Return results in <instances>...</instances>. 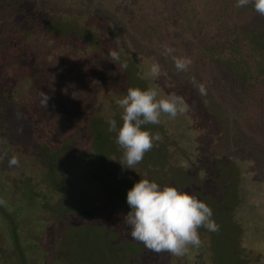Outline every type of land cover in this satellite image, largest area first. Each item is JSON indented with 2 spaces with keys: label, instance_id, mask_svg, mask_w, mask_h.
<instances>
[{
  "label": "rangeland",
  "instance_id": "1",
  "mask_svg": "<svg viewBox=\"0 0 264 264\" xmlns=\"http://www.w3.org/2000/svg\"><path fill=\"white\" fill-rule=\"evenodd\" d=\"M201 1L204 0H156L155 14L144 11L140 16L137 11L144 8V0H0V39L8 43L0 46V121H9L19 139L31 135L33 127L40 125L16 120L19 117L12 111H20V104L30 98L32 111L40 114L44 92L49 97L47 108L63 107L74 119L68 122L81 128L77 136L67 137L77 144L73 146L74 153L65 155L63 167L67 181L77 187L82 198L76 199L77 205L66 204L62 212L67 240L61 250L68 264H243L240 244L233 246L236 229L224 211L237 210L247 197L261 192L260 185L242 188L232 200L234 190L230 184L235 180L227 165L218 164L202 182L191 174V161L203 151L200 144L206 142L209 148H229L243 158L264 161V118L256 119V115L264 113V104L254 107L255 102L242 106L240 102L227 103L229 94L213 86L205 66L194 61L191 52L196 46L195 34L208 29ZM143 20H153L154 28L142 25ZM65 22L68 24H61ZM164 45L174 52L166 54ZM109 49L119 52L120 61L128 64L126 70L121 71L120 64L111 61ZM132 56L148 68L153 61L158 62L165 75L162 79L160 73L159 81H186L187 92L200 100L188 104L190 110L175 120L162 116L159 125L144 126L159 133L161 140L134 169H126L120 164L122 149L115 142L116 133L108 131L107 120L114 118L121 126L116 101L126 95L129 87L147 89L130 65ZM173 56L190 57L193 63L189 70L178 72ZM199 84L205 85L203 95ZM155 88L167 95L160 87ZM22 113L21 117L26 115ZM59 114L62 113L45 114L42 118H56ZM68 122L65 132L72 128ZM215 134L213 141H206ZM34 146V153L45 163L46 179L50 173L52 181V166L60 157L61 147L47 142ZM43 148L49 152L51 166L44 160ZM20 150L32 152L22 144ZM8 161L5 159L4 166ZM206 162L200 158L204 171ZM145 178L196 195L211 207L219 231L201 228L202 246L191 249L184 257L156 253L133 240L124 222L130 211L127 192Z\"/></svg>",
  "mask_w": 264,
  "mask_h": 264
},
{
  "label": "trees",
  "instance_id": "2",
  "mask_svg": "<svg viewBox=\"0 0 264 264\" xmlns=\"http://www.w3.org/2000/svg\"><path fill=\"white\" fill-rule=\"evenodd\" d=\"M142 3L144 8L137 11L140 16L145 13L144 11L155 14L156 0H144ZM235 4L236 0H204L199 3L200 6L205 5L203 11L208 29L198 30L194 37L196 44L194 52L190 50L194 61L205 66L203 67L206 69L209 82L229 94L225 99L227 103L240 102L242 106L255 102L254 107H257L258 104H264V16L258 15L251 4L244 8H237ZM153 20L148 22L143 20L141 24L152 29L155 25ZM25 36L26 32H23V40ZM117 42L119 43L118 40ZM5 44L8 43L0 39V46ZM129 61L139 75L149 73L150 67L145 66L136 56H132ZM143 76L145 78L141 80L144 88L155 86L167 94L175 92L188 104L200 100L195 99L191 92H187L186 81L165 82L151 77L150 74ZM164 76L161 73L162 79H165ZM31 100L28 98L27 102L21 103L20 111L17 109L12 111V114L15 112L19 117L16 120L40 125L38 128L33 127L31 135L19 139L9 121H0V264H68L66 262L68 259L63 256L65 252L61 250L62 243L67 240L62 212L66 204L72 202L77 205L79 201L76 199L82 198L78 195L77 187L67 181L63 167L65 155L74 153L73 146L76 143L67 140V137L77 136L81 128L77 123L71 125L68 122L74 119L63 107L42 106L43 110L38 114L32 111ZM51 107L54 109H50ZM22 112L26 115L21 117ZM51 113L62 114L56 118H42L45 114ZM263 116L264 113L261 116L256 115L257 121L262 120ZM61 121H67L72 128L65 132L67 122ZM200 127L199 125L198 128ZM45 133H50L53 137L50 138ZM215 136L217 135L206 141H213ZM37 142L58 145L62 149L60 157L55 159L52 166V181L50 173V178L46 179L47 169L43 172L44 161L34 153V145ZM20 144L31 148L32 152L20 150ZM200 145L203 151L200 154L196 153L193 157L195 160L191 161L193 170L191 174H194L198 181H206L216 166L223 163L227 165L229 172L234 174L235 183L230 184V188L233 187L234 190L232 200L242 188L260 185L259 194L247 197L237 210H225L224 213L231 216V222L236 229L233 246L240 244L242 263L264 264V161L243 158L240 153L232 152L229 148H209L208 142ZM43 150L42 153L46 154L44 160L51 166L49 152L44 148ZM19 153L25 158L21 159ZM13 155L19 158V166L10 167L9 164L4 166L5 159H11ZM202 157L207 160L205 164L207 171L203 170L204 165L200 163ZM32 163L35 164L34 168ZM229 172L226 173L228 177L231 176ZM64 181L71 185L70 190L65 187ZM226 190L224 195L227 196ZM90 213L93 215L91 208Z\"/></svg>",
  "mask_w": 264,
  "mask_h": 264
},
{
  "label": "clouds",
  "instance_id": "3",
  "mask_svg": "<svg viewBox=\"0 0 264 264\" xmlns=\"http://www.w3.org/2000/svg\"><path fill=\"white\" fill-rule=\"evenodd\" d=\"M249 4L258 15L264 16V0H236L235 7L244 8ZM164 51L171 55L174 49L164 45ZM108 55L113 63L120 64L121 71L128 68L126 62L120 61L117 50L109 49ZM173 61L178 72L188 71L193 63L188 56H173ZM160 73L161 65L153 61L149 74L158 78ZM139 78L145 77L140 75ZM198 90L205 94V85L199 84ZM41 96L44 97L42 106L47 108L49 97L44 92ZM116 104L121 110L122 124L118 127L116 119L109 118L108 131L116 133L115 142L122 149L120 164L126 169H134L161 140L159 133L146 130L144 126L159 125L162 116L175 120L190 110L182 96L175 92L161 95L155 87L146 90L129 87L126 95L119 98ZM8 163L10 167H18L19 158L13 155ZM127 204L130 211L124 217V222L130 228L131 238L156 253L167 252L184 257L191 249L202 246L201 228L208 232H218L220 229L211 207L196 195L174 186H160L147 178L140 179L128 190Z\"/></svg>",
  "mask_w": 264,
  "mask_h": 264
}]
</instances>
